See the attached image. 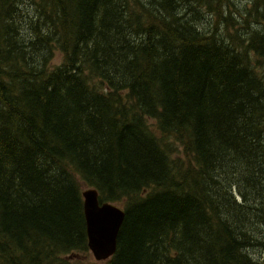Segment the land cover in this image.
<instances>
[{
	"label": "trees",
	"instance_id": "1",
	"mask_svg": "<svg viewBox=\"0 0 264 264\" xmlns=\"http://www.w3.org/2000/svg\"><path fill=\"white\" fill-rule=\"evenodd\" d=\"M252 2L0 0V264H264ZM88 188L125 212L103 262Z\"/></svg>",
	"mask_w": 264,
	"mask_h": 264
},
{
	"label": "water",
	"instance_id": "2",
	"mask_svg": "<svg viewBox=\"0 0 264 264\" xmlns=\"http://www.w3.org/2000/svg\"><path fill=\"white\" fill-rule=\"evenodd\" d=\"M82 198L88 249L95 261H106L116 252L125 212L117 205L100 203L94 188L85 189Z\"/></svg>",
	"mask_w": 264,
	"mask_h": 264
},
{
	"label": "rangeland",
	"instance_id": "3",
	"mask_svg": "<svg viewBox=\"0 0 264 264\" xmlns=\"http://www.w3.org/2000/svg\"><path fill=\"white\" fill-rule=\"evenodd\" d=\"M252 1L253 0H234V4L236 5L238 9H242V8L247 7L248 4L251 3ZM202 16L203 17L201 20L203 21L204 27H206V25L208 27L212 23L211 18L207 16L205 13H202ZM60 61H61V55L59 53H56L53 63L59 64ZM89 259L95 261L92 255H90Z\"/></svg>",
	"mask_w": 264,
	"mask_h": 264
},
{
	"label": "bare ground",
	"instance_id": "4",
	"mask_svg": "<svg viewBox=\"0 0 264 264\" xmlns=\"http://www.w3.org/2000/svg\"><path fill=\"white\" fill-rule=\"evenodd\" d=\"M29 8V7H28ZM33 12V11H32ZM259 12V11H258ZM256 25V24H255ZM255 27V26H254ZM54 46V45H53ZM47 53V52H46ZM251 58V57H250ZM39 59V58H38ZM262 65V64H261ZM167 126V125H166ZM110 150V149H109Z\"/></svg>",
	"mask_w": 264,
	"mask_h": 264
}]
</instances>
